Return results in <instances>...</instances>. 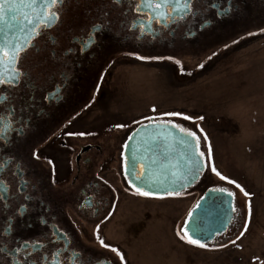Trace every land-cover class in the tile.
Segmentation results:
<instances>
[{
	"label": "rangeland",
	"instance_id": "1",
	"mask_svg": "<svg viewBox=\"0 0 264 264\" xmlns=\"http://www.w3.org/2000/svg\"><path fill=\"white\" fill-rule=\"evenodd\" d=\"M249 20L196 53L111 62L93 94L84 119L104 128L106 181L115 192L99 231L124 257L122 264H264V247L246 245L251 234L264 238V13ZM148 117L195 132L204 165L214 164L235 183L205 166L197 183L178 194L141 196L130 189L116 175L119 147ZM217 187L234 193L231 226L205 248L191 245L184 237L187 218L203 193ZM249 204L251 229L243 233Z\"/></svg>",
	"mask_w": 264,
	"mask_h": 264
},
{
	"label": "flooded vegetation",
	"instance_id": "2",
	"mask_svg": "<svg viewBox=\"0 0 264 264\" xmlns=\"http://www.w3.org/2000/svg\"><path fill=\"white\" fill-rule=\"evenodd\" d=\"M135 2L132 0L130 5L127 0L120 4L115 0H68L60 22L34 40L36 48H29L24 54L26 58H22L21 67L32 86L30 93L22 94L24 100L20 103L34 100V107L27 113L31 124L25 129L23 140L13 136L14 146L4 150L23 161L28 192L36 199L30 203L28 213L15 220L11 233L7 232L10 213L0 209V232L4 233L0 235V244L5 247L39 239L51 254L64 243L51 242L54 237L50 229H58L70 239L71 250L83 253L82 259H73L70 250L62 258V264H122L110 246L102 247L97 239L99 236L103 240L99 226L112 211L115 192L106 181L104 128L84 119L107 69L111 62L149 60L169 52L196 53L202 44L228 34L233 25H246L249 19L264 13V0H194V18L160 29L159 38L148 35L136 39L139 29L132 27L138 18ZM229 9V14L217 17V12ZM205 20L212 23L205 25ZM96 24H103L104 30L97 37L99 43L89 48L86 42ZM172 28L176 29L174 35L169 34ZM7 107V104L0 107V115ZM129 135L119 147L116 175L137 192L128 183L123 169V150ZM33 153L38 158H33ZM7 183L10 195H15L17 179L11 172L7 173ZM23 202L21 197L10 203L15 208ZM41 217L50 223L45 226ZM104 244L108 245L105 241ZM30 261L50 264V261H41L40 253L34 254ZM0 264H8L6 254L0 257Z\"/></svg>",
	"mask_w": 264,
	"mask_h": 264
},
{
	"label": "snow or ice",
	"instance_id": "3",
	"mask_svg": "<svg viewBox=\"0 0 264 264\" xmlns=\"http://www.w3.org/2000/svg\"><path fill=\"white\" fill-rule=\"evenodd\" d=\"M68 0H0V107L7 104L8 107L5 113L0 115V209L10 213L8 216V228L7 232L11 233L15 229V220L22 219L24 215L28 213L29 205L36 197L28 192L29 182L25 179L24 163L21 160H17L14 154L6 152L4 149L13 147L14 142L12 137L15 136L16 140H23L26 136L25 129L30 127L31 119L27 113L34 107V100L28 103H20L24 100V93H30L32 81L28 78V74L22 70L21 60L26 58L24 54L29 48L35 49L36 46L33 43L38 37L44 35L48 30L53 28L60 22L62 10L64 4ZM117 4L123 3L124 0H115ZM131 5L132 0H127ZM59 5V7H57ZM194 0H136L134 4V10L138 14V18L133 22V29H139V35L136 39H143L145 36L151 35L153 39L159 38L161 33L160 29H168L171 25H176L179 22L188 20L189 17H195L196 12L193 9ZM231 9L217 12V17H224L229 14ZM212 23L210 20H205L204 24L208 25ZM155 25L156 27H153ZM104 30L103 24H96L90 33V38L86 44L89 48L99 43L97 37L99 33ZM175 28H172L171 35L175 34ZM70 51V50H69ZM143 58V57H138ZM165 59H172V57H165ZM179 64V61L176 62ZM203 67V65H201ZM23 83V87H21ZM19 88L20 91L16 92L14 89ZM7 90V91H5ZM47 100L48 97H45ZM153 112L156 109H152ZM19 113V115H18ZM164 116H182L180 113H165ZM147 119L153 120L155 124H146L145 128L157 127L163 124L162 130L155 132L156 137H161L163 132H166L168 128L176 129L181 133V142L186 144H195V152L187 157V171H180L178 165H171V176L173 177V183L178 186H184V181L191 182V180L197 179L202 167H210V171L215 174L221 181H227L228 184H234L235 182L222 175L214 166L203 165L202 161L205 159V153L199 150L200 137L193 131H190L181 125L164 121L162 117H148ZM182 119L189 120L190 117L182 116ZM202 119V118H201ZM139 123V122H138ZM117 127L123 128L124 125H118ZM69 135L85 136L87 133H69ZM166 138V137H165ZM204 139H207L205 136ZM127 145L124 146L127 149ZM33 158H38L35 153L32 154ZM198 156L199 159L195 157ZM208 156H211V150L209 149ZM137 157H133L132 170L135 173ZM155 163V161H153ZM51 164L52 161L49 160ZM127 164V161H124ZM11 172L17 179V191L15 195H10V185L7 183V173ZM145 171L142 167L139 175H134L133 179H142ZM235 187L240 189L242 193L247 197L250 194L244 190L238 183ZM33 191L35 189L33 188ZM137 193L141 196H149L148 191H142L140 188L136 189ZM215 193L221 195H227L229 198L234 196L231 191L225 192L223 187H217L212 189ZM171 194V193H170ZM23 198V203H17L13 208L11 201H19ZM41 206H44V202L40 201ZM200 205H197L199 208ZM231 211L235 212V207L231 208ZM248 216H251V205H248ZM191 214L189 215V220ZM42 223L47 226L50 222L41 217ZM245 227V231H246ZM54 239L52 243L58 241H64V243L58 247L54 252L48 254L46 252L47 245L40 243L39 239H33L30 241L14 242L15 246L8 248L4 244H0V257L7 256L8 264H39L37 261H30V258L36 254H41V261H50V264H62V258L66 253L71 250V241L66 238V234L60 232L58 229L52 230ZM0 235H4L0 232ZM184 237H187V243L205 248L206 244L201 243L200 240L192 238L188 231L184 230ZM184 237H181L182 239ZM100 240L102 247H109L104 244V241ZM235 243V241H233ZM111 252L119 256L121 261L124 257L116 248H111ZM71 257L73 259H82L83 253H78L75 250H71Z\"/></svg>",
	"mask_w": 264,
	"mask_h": 264
},
{
	"label": "water",
	"instance_id": "4",
	"mask_svg": "<svg viewBox=\"0 0 264 264\" xmlns=\"http://www.w3.org/2000/svg\"><path fill=\"white\" fill-rule=\"evenodd\" d=\"M144 125L136 126L125 144L128 146L127 149L123 150L124 175L130 186L135 190L140 188L142 191H148L150 196H165L170 193H181L196 184L205 166L202 167L197 179L191 182L184 181L182 187L174 184L171 176L173 164L178 165L180 171H187V157L195 152V144L181 142V133L171 128L163 132L161 137H156L155 132L162 130L163 124L149 128H145ZM134 156L138 158L135 173L132 170ZM195 158L199 159L198 156ZM125 160L127 164L124 163ZM202 164L204 165L203 161ZM142 167L145 171L143 178L133 179L134 175L140 174ZM233 203V197L229 198L227 195L207 189L191 210V219L189 220L188 216L184 230L186 229L192 238L200 240L201 243L206 244L215 240L231 226L234 218V212L231 211Z\"/></svg>",
	"mask_w": 264,
	"mask_h": 264
},
{
	"label": "crops",
	"instance_id": "5",
	"mask_svg": "<svg viewBox=\"0 0 264 264\" xmlns=\"http://www.w3.org/2000/svg\"><path fill=\"white\" fill-rule=\"evenodd\" d=\"M245 227H246V231H245ZM250 218H247L246 219V222H245V226H244V230H243V233L247 232L249 233L250 232ZM253 232H255V229H252ZM253 244V245H252ZM248 246H252V247H256L257 250H260L261 247H264V238L261 237L260 235H258V233H254V234H251L249 236V240L247 241V244ZM264 263V260L262 261Z\"/></svg>",
	"mask_w": 264,
	"mask_h": 264
}]
</instances>
